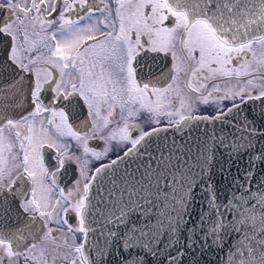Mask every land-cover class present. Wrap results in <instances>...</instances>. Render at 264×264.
Here are the masks:
<instances>
[{
    "label": "snow or ice",
    "instance_id": "snow-or-ice-1",
    "mask_svg": "<svg viewBox=\"0 0 264 264\" xmlns=\"http://www.w3.org/2000/svg\"><path fill=\"white\" fill-rule=\"evenodd\" d=\"M0 12V54L18 78L0 91V206L7 196L18 199L28 221L15 231L0 229V264H49V256L51 264H103L113 250L123 264H143L144 255L156 258L161 250V264H183L197 245L222 247L225 237L239 235L247 255L237 253L230 264H264V151L249 155L264 132L247 118L239 132L206 143L192 164L178 160L144 176L139 190L108 209L107 227L89 245L100 207L89 196L92 182L137 145L146 147V137L160 131L152 125L165 117L177 127L185 120L224 124L246 101L264 99V0H0ZM145 50L170 53L175 75L151 79L156 74L146 70ZM233 79L235 88L221 87ZM215 93L222 95L210 100ZM201 104L209 114H184ZM145 122L151 131L143 130ZM96 139L104 144L100 152L89 146ZM120 146L123 157L88 174L89 155L100 160ZM217 150L230 162L247 157L224 201L212 179ZM68 163L79 167L80 179L54 199ZM36 224L40 234L25 243L23 233Z\"/></svg>",
    "mask_w": 264,
    "mask_h": 264
},
{
    "label": "water",
    "instance_id": "water-1",
    "mask_svg": "<svg viewBox=\"0 0 264 264\" xmlns=\"http://www.w3.org/2000/svg\"><path fill=\"white\" fill-rule=\"evenodd\" d=\"M249 6L251 7V5ZM13 83H18V80H14L12 76L0 81V91L9 89ZM24 84L26 90L27 82H24ZM22 105L25 108L27 107V104L23 100ZM262 110H264V99L249 101L241 105V108L234 112L233 116L228 117L227 123L186 120L179 127L161 128L159 132L146 137V147L145 142L137 145V148L128 157H124L123 160H117L116 165H113L112 168L102 173L103 179L97 177L99 183L96 181L92 182L89 196L92 198L93 203L99 204L100 207L97 210L96 217L99 223L92 224L95 233L89 234V245L95 239H98L99 234L107 227L103 217L107 215L108 209H111L121 199L127 200L133 188L139 190L140 184L138 181L144 182V176L150 177L152 172L158 169L162 170L165 165L169 167L176 165L178 160L183 163L187 159L192 164L198 152L201 151L206 143L211 146L217 142L213 140L214 137H230V134L239 132V125L242 121H245V118L253 121L254 126L261 132H264ZM16 114L11 110L8 111L10 117ZM253 143L255 144V148L249 155L260 154L264 151V139L254 140ZM246 164L247 157L230 162L227 153L222 150L216 151L215 163L212 168V179L214 188L221 201H224L228 197L233 178L243 172ZM221 166L226 170L230 168L231 171H226L222 174L220 172ZM238 169L240 170L239 172ZM256 171L257 173L261 171L259 161L256 162ZM224 175H227V179H224ZM109 193H111V196H109ZM196 195L200 197L203 195V192L198 191ZM201 203L203 201L198 200L196 207L193 209L194 218L200 211ZM188 234L191 235V233ZM242 240L243 235L225 237L222 247L215 245L211 247L205 246L206 250L197 245L185 254L183 264H230V261L237 253L247 255L248 250L243 247ZM245 243L247 242L245 241ZM89 245H86V248ZM164 257L165 252L161 250L159 256L156 258H153L151 255H144L142 262L143 264H161ZM103 264H123L122 257L113 250L111 256H106Z\"/></svg>",
    "mask_w": 264,
    "mask_h": 264
},
{
    "label": "flooded vegetation",
    "instance_id": "flooded-vegetation-1",
    "mask_svg": "<svg viewBox=\"0 0 264 264\" xmlns=\"http://www.w3.org/2000/svg\"><path fill=\"white\" fill-rule=\"evenodd\" d=\"M96 4H99V0H95ZM85 16H87V13H84ZM0 16H5L4 12H0ZM95 16H100L99 12L95 13ZM87 23V19L85 21L81 22ZM170 23V22H166ZM59 35V33H58ZM30 39H35V37H31ZM0 47H3V45H0ZM179 47V46H178ZM46 53V49H44ZM37 53H33V55H36ZM141 57H143V63L146 67V70H151L154 72L156 75L152 76L151 79L155 80L157 77L161 76L162 74H168L170 76H174L175 72L172 71L173 64L175 61L173 60L171 54H165L163 52L161 53H153V52H148L147 50L141 52ZM235 63V62H234ZM51 71L55 72V69H51ZM14 77V73L12 68L9 69L7 62H4L2 54H0V81L8 79L9 77ZM187 78L181 77L180 84L181 86L184 85V82ZM18 80V79H17ZM167 83H171V80H168L167 82L161 81V84L158 86H167ZM237 85V81L235 79L229 81L227 84H222V88H228L232 87L235 88ZM194 86H196L194 84ZM258 91V89L256 90ZM184 94L186 96L191 97L193 100L196 99L197 94L192 93L189 89L184 88ZM222 95V93H215L210 100L215 99V96ZM251 101V100H249ZM246 101V102H249ZM245 102V103H246ZM223 103L227 105H231V101H224ZM243 103V104H245ZM242 104V105H243ZM53 107H56L55 104H53ZM212 109L209 108L206 105L201 104L199 106V109L194 110L193 112H185V115H207ZM80 113V117L83 118L84 114L86 113V108L81 107L80 109L77 110ZM172 120H179L178 116H174L171 118ZM186 121V120H185ZM79 121H77L78 123ZM154 127H157L159 129L161 128H169V127H174L176 126L175 124H170L169 123V118H161L160 124L157 125H152ZM141 127L143 128L144 131H151V127L147 122L142 123ZM140 134V130L137 129L132 132L133 137H138ZM74 143V142H73ZM89 146L93 148L94 151L100 152L104 148V144L101 140L96 139V140H90L89 141ZM123 146H120V148H117L116 151L110 152L108 156L103 157L100 160H97L96 158L92 157L89 155L87 159L89 160V175H94L95 173V168L99 167L101 164H107L110 163L111 160L117 159L118 157L123 156V151L121 150ZM128 147H131L129 144ZM49 180L51 179L50 177L48 178ZM80 179L79 176V167L75 163H68L65 165V169L61 170V174H58L57 176V190H54L52 195L54 199H59V191L58 189H64L65 194H67V191L69 189H72L76 185V181ZM7 195V194H6ZM19 200H13L11 196H7V204L0 206V229H3L5 231H15L18 228H24V226L28 223L26 219V215L22 214V210L19 208ZM4 208H7L8 211H4ZM71 225L73 227L78 226V222L73 220L70 221ZM51 227H55L54 225H51ZM46 230V229H45ZM31 233V234H30ZM27 239L25 240V243H28L29 241H33V236L39 235L40 234V225H32L30 228L26 229L25 232L23 233ZM69 235V239L71 240V234ZM77 242H79L80 239H82V234L77 233ZM63 239V237H61ZM35 242V241H33ZM48 247L51 249L53 245L49 243ZM61 251H67V249H61ZM49 264H51V256H49Z\"/></svg>",
    "mask_w": 264,
    "mask_h": 264
}]
</instances>
